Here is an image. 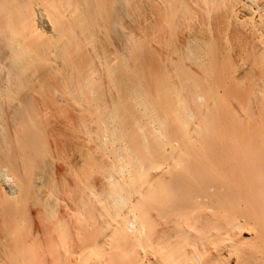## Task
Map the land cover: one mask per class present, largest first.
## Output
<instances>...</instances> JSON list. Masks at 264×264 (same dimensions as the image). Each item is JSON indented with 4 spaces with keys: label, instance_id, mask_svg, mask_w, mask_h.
<instances>
[{
    "label": "rangeland",
    "instance_id": "rangeland-1",
    "mask_svg": "<svg viewBox=\"0 0 264 264\" xmlns=\"http://www.w3.org/2000/svg\"><path fill=\"white\" fill-rule=\"evenodd\" d=\"M125 1L120 40L129 86L122 103L84 102L93 92L110 93L91 74L82 93L57 88L62 103L29 111L41 142L20 153L28 160L17 155L31 186L13 203L10 264H222L221 253L231 254L225 245L240 240L225 235L216 192L231 185L233 140L247 132L251 50L264 49L248 30L261 14L253 8L257 14L225 16L226 0L190 8L179 0L174 20L157 28L154 0ZM196 30L198 42L189 36ZM263 52H253L258 76ZM197 95L204 98L199 106L190 101ZM176 176L187 191L211 187L210 196L191 197V205L177 189L174 203H156ZM132 201L143 206L148 224L139 240L117 227Z\"/></svg>",
    "mask_w": 264,
    "mask_h": 264
},
{
    "label": "bare ground",
    "instance_id": "bare-ground-1",
    "mask_svg": "<svg viewBox=\"0 0 264 264\" xmlns=\"http://www.w3.org/2000/svg\"><path fill=\"white\" fill-rule=\"evenodd\" d=\"M211 1L217 0H207L205 3ZM124 2L126 3L125 0H0V264H10L12 258L10 224L14 212L13 203L24 198L31 186L29 170L19 162L17 155L23 157L25 150H37L41 142L39 130L29 123V111L41 104L55 106L62 103L64 99L56 92L57 88L82 93L84 82L91 74H95L97 78L99 76L100 82L107 83L106 89L110 93L106 95L102 90L93 92L91 99L83 98L84 102L93 101L113 106L124 100L129 86V78L124 73L121 58L123 39H120L124 35L121 29L124 7L126 8ZM178 2L180 3L179 0H154L153 14L157 28L170 24L172 18L174 20L172 13H178ZM183 2L189 4V8L193 4L204 3L203 0ZM253 8L264 17V0H226L224 15H234L235 11L244 16L257 14ZM261 16L257 25L255 22L249 23L251 25L248 31L255 44L264 42L261 40L264 35V18ZM198 33L196 30V35L189 36L198 42ZM109 37H114V45ZM188 39L186 43L190 45ZM107 44L114 46V50L111 48L112 56L108 55L110 46ZM261 44L264 45H259ZM257 47V50H251V63H254V66L249 64L248 70L251 71L259 63L256 60L260 54L256 52L264 51ZM253 52L258 54L256 60ZM166 63L168 67H172L169 58H166ZM258 69L254 71L256 73L249 70L252 100L247 132L235 136L233 140L232 183L228 187L221 186L222 189L218 188L216 192L219 211L227 219L225 235L230 239L240 237V240H233L230 245H225V248L231 249V254L229 250L221 253L222 264H264V82L261 79L264 68L260 70L263 75L259 72V76ZM260 81L263 82L261 89L258 87ZM190 101L199 106L204 98L197 95ZM23 151L25 152L20 154ZM138 153L141 155L140 151ZM28 156L23 157L24 161L28 160ZM160 174H157V178ZM178 178H171L168 185L163 184L158 200L154 199L156 203H174L173 198L178 196L177 189H181L180 192L186 189ZM159 184L157 187L162 183ZM201 185L199 189L190 187L191 193L187 190L182 192L183 201L193 205L191 197L197 201L200 196H210L212 188ZM144 214L143 206L139 202H133L119 215L117 227L120 234L134 240L146 237L148 224L144 221ZM244 245L247 248L245 251ZM195 258L199 260L197 256Z\"/></svg>",
    "mask_w": 264,
    "mask_h": 264
}]
</instances>
